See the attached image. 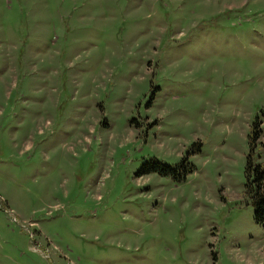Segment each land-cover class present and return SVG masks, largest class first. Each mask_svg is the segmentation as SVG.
<instances>
[{"label": "rangeland", "instance_id": "1", "mask_svg": "<svg viewBox=\"0 0 264 264\" xmlns=\"http://www.w3.org/2000/svg\"><path fill=\"white\" fill-rule=\"evenodd\" d=\"M264 0H0V264H264Z\"/></svg>", "mask_w": 264, "mask_h": 264}, {"label": "trees", "instance_id": "2", "mask_svg": "<svg viewBox=\"0 0 264 264\" xmlns=\"http://www.w3.org/2000/svg\"><path fill=\"white\" fill-rule=\"evenodd\" d=\"M248 190L253 198L255 221L264 224V166L254 164L250 158L246 164Z\"/></svg>", "mask_w": 264, "mask_h": 264}]
</instances>
